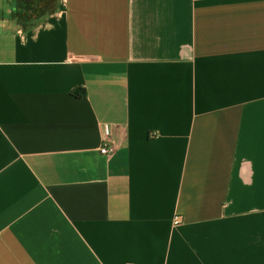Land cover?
<instances>
[{
  "label": "crops",
  "instance_id": "obj_1",
  "mask_svg": "<svg viewBox=\"0 0 264 264\" xmlns=\"http://www.w3.org/2000/svg\"><path fill=\"white\" fill-rule=\"evenodd\" d=\"M52 2L0 0V264H264V0Z\"/></svg>",
  "mask_w": 264,
  "mask_h": 264
},
{
  "label": "rangeland",
  "instance_id": "obj_2",
  "mask_svg": "<svg viewBox=\"0 0 264 264\" xmlns=\"http://www.w3.org/2000/svg\"><path fill=\"white\" fill-rule=\"evenodd\" d=\"M30 0H22L19 4H22L23 11H26L27 15L24 16L26 19H28L29 22H32L35 16H39L38 14L44 12L46 10L47 12H50L53 9V2L52 0H36L31 6ZM30 6V7H29ZM23 14V13H22ZM21 14V15H22Z\"/></svg>",
  "mask_w": 264,
  "mask_h": 264
},
{
  "label": "built area",
  "instance_id": "obj_3",
  "mask_svg": "<svg viewBox=\"0 0 264 264\" xmlns=\"http://www.w3.org/2000/svg\"><path fill=\"white\" fill-rule=\"evenodd\" d=\"M84 60L88 61L89 59H86V57L84 58ZM100 133H101V136L102 138H105L107 136V131H106V127L105 126H100ZM101 155H109L111 154L112 152V148H110L107 143H103L101 148H100V151ZM178 224V220L176 219L175 220V225Z\"/></svg>",
  "mask_w": 264,
  "mask_h": 264
},
{
  "label": "trees",
  "instance_id": "obj_4",
  "mask_svg": "<svg viewBox=\"0 0 264 264\" xmlns=\"http://www.w3.org/2000/svg\"><path fill=\"white\" fill-rule=\"evenodd\" d=\"M17 4H19L20 2H22V0H16ZM29 4L31 2H28ZM19 5H22V4H19ZM16 17V24L19 26V27H22V28H25L28 26V24L30 23L28 21V19H26V17H24V15H17L15 16ZM83 95V94H82Z\"/></svg>",
  "mask_w": 264,
  "mask_h": 264
},
{
  "label": "flooded vegetation",
  "instance_id": "obj_5",
  "mask_svg": "<svg viewBox=\"0 0 264 264\" xmlns=\"http://www.w3.org/2000/svg\"><path fill=\"white\" fill-rule=\"evenodd\" d=\"M33 1V0H32ZM34 1H36V0H34ZM15 19H16V17H15Z\"/></svg>",
  "mask_w": 264,
  "mask_h": 264
}]
</instances>
